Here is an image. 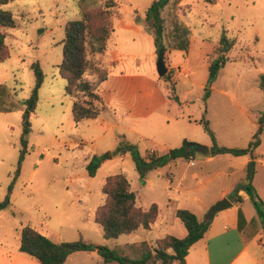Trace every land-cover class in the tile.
Returning a JSON list of instances; mask_svg holds the SVG:
<instances>
[{"label":"rangeland","instance_id":"obj_1","mask_svg":"<svg viewBox=\"0 0 264 264\" xmlns=\"http://www.w3.org/2000/svg\"><path fill=\"white\" fill-rule=\"evenodd\" d=\"M113 1L108 49L104 53H88L89 66L83 75L100 94L105 109L96 118L77 123L72 118V103L83 102L87 97L80 92L66 94V80L58 72L64 25L79 18L76 2L9 0L0 4V9L9 10L15 20V27L0 25L8 52V57L0 61V86L7 89L5 105L17 107L0 110V201L15 177L23 131L21 103L35 82L31 64L38 62L43 73L10 204L0 210V264H38L19 250L20 229L24 225L55 242L81 238L95 246L120 248L142 240L154 244L166 234L184 237L186 228L175 216L176 208L188 209L204 221L209 206L219 200L218 192L244 179V157L205 156L197 151L186 159L146 168L141 175L130 149L119 145H133L143 159L152 152L164 154L179 147L184 139L210 147L211 137L198 123L204 114L217 143L246 146V136L255 121L242 110L264 105V91L259 86V75L264 73V0H167L161 11L166 47L163 58L168 73L165 78L158 76L152 28L143 20L153 0ZM119 17L127 22L134 17L139 31L123 27ZM177 23L188 30V53L174 49L170 63L167 51L178 41ZM224 31L234 40L228 52L231 61L211 83L207 81V67ZM112 49L118 51L116 57ZM177 66L189 71L178 80ZM104 74L106 79L101 81ZM205 89L209 92L207 97ZM170 91L177 100L167 96ZM257 154V186L264 194V139ZM93 155L104 160L89 176L86 165ZM116 173L128 178L136 194V206L148 208L156 203L159 218L150 229L139 228L106 239L94 215L105 200L102 186L107 176ZM225 198L233 199V191ZM248 205L255 210L251 200ZM250 247L255 263L246 264H264L263 228L251 240ZM64 264L102 261L96 251L81 250L70 254Z\"/></svg>","mask_w":264,"mask_h":264},{"label":"trees","instance_id":"obj_2","mask_svg":"<svg viewBox=\"0 0 264 264\" xmlns=\"http://www.w3.org/2000/svg\"><path fill=\"white\" fill-rule=\"evenodd\" d=\"M9 0H0V4H6ZM78 7L79 18L68 20L64 25V37L62 40V59L58 64L59 74L66 80L65 92L72 96L78 92L87 97L85 101H74L71 106L74 122L84 119L96 118L100 110L105 109L99 93L91 88V85L83 79V75L89 66L88 53H104L108 49V40L112 31L111 10L115 5L113 0H74ZM167 4V0H153L145 11L144 20L152 28L153 42L158 55L164 53L166 47L163 43L164 19L161 11ZM0 25L4 27H15V20L9 10L0 9ZM175 31L179 32L177 43L169 49L187 50L188 30L180 23L176 24ZM234 45L226 32H222L217 47L213 50L214 57L208 63L207 81L213 82L224 65L229 62V50ZM8 57L4 43V35L0 33V61ZM231 61V60H230ZM35 78L30 94L25 99L22 111V136L21 148L15 171V177L7 187V193L0 201V210L10 204V195L13 182L19 174L21 163L26 153V135L30 130V114L35 110L38 101V89L43 82V73L38 62L31 64ZM97 70V69H96ZM103 75L101 81L106 79ZM168 76L164 74L162 78ZM259 86L264 91V73L259 75ZM169 90V88L167 87ZM209 89V88H206ZM205 89V90H206ZM7 89L0 86V110L12 111L16 106H6L4 95ZM209 92L206 90L205 97ZM170 98L177 100L176 94L170 91ZM206 99V98H205ZM204 99V101H205ZM95 102L101 103L98 107ZM206 108L204 107V113ZM204 131L212 140L210 146L211 156L217 154H229L232 156H246L248 161L245 165V176L233 191L237 195L238 190H244L249 199L253 202L256 214L264 229V208L263 201L254 188L252 181L256 172L255 149L261 142V135L264 131V109L257 118V128L251 139L244 147H228L217 143L215 134L210 127L209 120L204 116L198 121ZM190 141L184 139L182 145L170 149L164 154L152 152L144 159L139 156L133 145L121 143L119 146L129 148L132 159L135 161L136 169L141 175L146 168H158L177 158H188L195 151L187 150ZM104 157L93 155L88 161L86 168L89 176H93ZM102 192L105 195L104 202L95 210L94 221L101 226L104 238H116L121 234H130L133 231L143 228L150 229L158 216V205L150 204L148 208L136 206V194L131 189V184L124 173H116L107 176ZM237 195V200H240ZM175 216L186 228L184 237H177L171 234L156 239L155 243L146 240L130 243L126 248L109 247L107 245H93L83 239L75 241L55 242L38 232L30 225H24L20 229L19 250L36 259L38 264H64L67 257L76 251H96L101 258L102 264H186L185 257L189 248L207 231L211 221L205 222L197 218L195 213L185 208H178ZM128 251V253H126Z\"/></svg>","mask_w":264,"mask_h":264},{"label":"crops","instance_id":"obj_3","mask_svg":"<svg viewBox=\"0 0 264 264\" xmlns=\"http://www.w3.org/2000/svg\"><path fill=\"white\" fill-rule=\"evenodd\" d=\"M144 17H143V20H144ZM119 18H120V23L123 25V27L125 28L134 27L136 31H139L138 26H134L135 24L134 17L132 20H129V22H127L125 19L121 17ZM173 50L174 49L167 51L168 57L171 55ZM180 51L182 52V50ZM111 52L114 57L118 55V51L116 49H112ZM187 53L188 51H185V54ZM169 62L171 63V57H169ZM176 68L177 70L179 69L178 72L176 73V78H175L177 80L179 79V76H182V73L183 74L189 73V71L185 70V68L180 69L179 66H177ZM167 96L170 98V95L168 93H167ZM209 99L210 98H208V101ZM263 109H264V105L256 109L247 107L246 109L242 110V113L245 116H248V117L252 116L255 121L253 128L250 130V132L246 136V139H248V141L251 139L252 134L255 132L257 128V118L259 116V111ZM263 139H264V131L261 135V142ZM228 147H234V146H228ZM258 147L255 149L256 172H255L252 184L264 203V194L258 188L257 184L259 181L256 178L258 174V168H257V157H258L257 149ZM242 157L245 158V161H244V167H245L248 161V158L246 156H242ZM241 182L242 180L235 183L232 186L222 188L221 191L218 192L216 199L227 197L232 191H234L236 186ZM237 195L241 197L240 200H237ZM237 195H233V199L232 198L229 199L232 205L224 209L223 211H221L220 213L221 215H218L219 217L212 218L209 224V227L207 231L204 233L203 237L200 238L198 241H196L189 248V251L185 257L186 264H236L239 259H241L240 261L241 264H246V261H249V263L250 262L255 263V259L251 254L250 243H251V240L257 234L260 233L262 226L256 214V211L255 210L253 211L251 210V208H249L248 202L250 199H249L248 194L244 190L240 189L238 190ZM176 209L174 210V213ZM158 218H159V208H158V216L155 222L151 224V226L156 224V221ZM198 242H201V243L196 248L195 244H197ZM19 243H20V240H19ZM192 248H194L193 255H191Z\"/></svg>","mask_w":264,"mask_h":264},{"label":"water","instance_id":"obj_4","mask_svg":"<svg viewBox=\"0 0 264 264\" xmlns=\"http://www.w3.org/2000/svg\"><path fill=\"white\" fill-rule=\"evenodd\" d=\"M156 69L159 77H162L164 74L167 72V66L165 64L164 58H163V53L158 55L157 61H156ZM209 84V83H208ZM187 150H193L202 153L205 156H210V147L204 144H199V143H190L186 147ZM232 203L225 197L219 199L215 203L209 206V208L206 211L204 221L208 222L211 221L214 215L222 211L228 207H230Z\"/></svg>","mask_w":264,"mask_h":264}]
</instances>
